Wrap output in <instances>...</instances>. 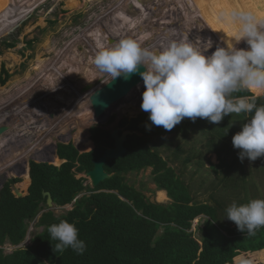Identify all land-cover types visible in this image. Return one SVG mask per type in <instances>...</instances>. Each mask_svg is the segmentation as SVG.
I'll use <instances>...</instances> for the list:
<instances>
[{
  "label": "rangeland",
  "instance_id": "374dc122",
  "mask_svg": "<svg viewBox=\"0 0 264 264\" xmlns=\"http://www.w3.org/2000/svg\"><path fill=\"white\" fill-rule=\"evenodd\" d=\"M187 1L189 0H151L148 3L147 0H0V189L6 181L18 178L20 181L12 185L13 193L15 186L25 195L29 193L31 177L29 185L23 190L20 186L22 177L16 174L23 167L21 155L24 154L27 143L37 141V150H42L40 159H43L64 138L66 142H72L78 147L82 140L85 142L88 137L91 139L92 127L108 129L119 126L121 131H126V126L120 125L121 120H130L143 112L141 103L144 84L143 80H137L125 96L105 110L104 115L96 114L90 101L91 94L111 80L110 76L98 71L93 64L94 56L100 48L113 47L122 38H134L142 47L158 51L167 46L172 30L180 36L189 31L188 39L196 47L202 50L209 47L205 55H210L217 46L236 43L233 36L239 30V22L231 21L233 14H229V17L226 15L223 19L219 14L216 15L215 25L211 29L203 21L200 24L197 21L198 16H205L208 2L215 0H194L196 3L191 4ZM225 1L231 8L234 6V13L235 9L238 12H251L257 19L264 20V0H238L237 3L236 0ZM132 2L137 5L142 3L150 11L155 6L152 18L148 17L144 22L147 26L143 24L146 31L144 36L139 29L136 30L137 27L127 30L131 23L122 18L124 13L121 16ZM195 8L197 11L191 13L190 10L194 11ZM215 9L217 13L222 11L220 8ZM221 19L225 24L220 23ZM123 22L127 26L121 25ZM160 22L164 26H160ZM8 43L10 47L7 46ZM236 47L248 46L242 40L236 43ZM37 65L40 66L37 67L38 70L35 68ZM253 94L264 95L255 91ZM205 123L210 126L208 121ZM18 124H21L19 130H23V135L10 137L9 132H13ZM230 124L232 127L237 125L238 128L231 134V125L223 128L224 133L228 134L230 146L225 142L220 146L225 160V165L221 167L218 165L219 154L208 151V140L213 134L206 126L193 127L186 136L180 131L162 138L153 136L151 144L153 149L159 150L168 159L176 174L188 184L196 201L218 206L221 220L235 226L234 222L225 217L227 207L234 202L239 205L251 199L264 198V157L255 161L248 158L241 161L238 157L240 150L233 147L232 137L242 130V125L239 127L233 119ZM61 132L65 133L62 139L57 135H61ZM29 138L31 141H26ZM1 139H4L2 143ZM93 147L94 145L81 151L86 152ZM188 156L190 159L185 161ZM26 159L30 162L40 160H36L35 156ZM77 169H74L76 176L85 177V183L93 186L86 172H79ZM153 176L152 167H148L139 172H131L127 175V181L141 190L149 200L171 203L172 199L167 191L158 188ZM160 192H163L164 197H160ZM84 193L86 192L80 195ZM74 202L62 206L54 204L52 210L56 215L66 213L73 208ZM42 212L43 210L35 219L28 221V231L21 243L3 245L6 252L31 244L32 236L44 229V226L37 224ZM209 219V216L200 215L193 221L191 230L200 241L204 237L201 228H204ZM235 264H264V249L244 253L242 257L235 259Z\"/></svg>",
  "mask_w": 264,
  "mask_h": 264
},
{
  "label": "trees",
  "instance_id": "16d2710c",
  "mask_svg": "<svg viewBox=\"0 0 264 264\" xmlns=\"http://www.w3.org/2000/svg\"><path fill=\"white\" fill-rule=\"evenodd\" d=\"M233 96L255 95L252 90H242ZM256 103L264 105V95L257 96ZM247 118L243 113H233L219 124L199 117L195 121L184 118L170 131L152 124L145 111L130 120L124 118L120 125L134 131L125 142L127 152L122 157L107 160L105 168L112 176L96 186L86 184L85 177L78 178L74 169L78 168L79 172L92 169L94 160L114 145L111 132L92 127L93 141L88 137L78 147L72 142L60 143L57 153L65 159L60 166L30 162L28 194L18 197L13 193L12 185L20 181L18 178L6 181L0 189V264H235V259L244 253L263 250L264 227L249 236L238 231L236 225L223 222L218 206L196 201L188 184L151 144L153 136L162 138L176 131L186 136L191 128L205 127L208 121L210 126L206 128L214 135L208 140V151L218 153L219 165L223 166L225 160L220 146L229 143L223 128L231 125V119L239 127L243 126ZM237 128V125L230 128L229 133ZM93 142L95 146L91 150L81 151ZM189 159L188 156L185 161ZM148 167H152L154 181L159 189L167 191L171 203L153 202L128 183V174ZM45 191L51 193L57 206L75 201L73 208L56 215L48 205ZM84 191L86 193L80 195ZM42 210L37 224L44 229L32 236L31 244L6 252L3 245L21 243L28 231V221ZM200 215L210 217L201 228L202 241L191 230L194 219ZM61 220L74 223L78 228L79 238L86 244L83 254L78 255L70 248L55 250L57 241L51 240L48 227Z\"/></svg>",
  "mask_w": 264,
  "mask_h": 264
},
{
  "label": "clouds",
  "instance_id": "9594fccd",
  "mask_svg": "<svg viewBox=\"0 0 264 264\" xmlns=\"http://www.w3.org/2000/svg\"><path fill=\"white\" fill-rule=\"evenodd\" d=\"M233 18L239 22L234 41L243 40L247 48L232 43L205 55L209 47L202 50L187 34L180 36L172 30L169 43L158 51L142 47L134 38H122L113 47L100 48L93 63L111 79H127L139 72L144 84L141 108L149 113L152 124L165 130L170 131L184 118L195 121L199 117L219 124L230 114H245L246 123L233 135L232 144L240 150L241 161H255L264 157V105H257V96L236 97L233 93H264V20L245 11L234 13ZM141 65L144 71H139ZM225 217L238 231L254 235L264 227V198L239 205L234 202L226 208ZM48 232L51 240L57 241L56 251L70 248L78 255L84 253L86 244L74 223L61 220L51 224Z\"/></svg>",
  "mask_w": 264,
  "mask_h": 264
},
{
  "label": "water",
  "instance_id": "95a60500",
  "mask_svg": "<svg viewBox=\"0 0 264 264\" xmlns=\"http://www.w3.org/2000/svg\"><path fill=\"white\" fill-rule=\"evenodd\" d=\"M144 66H140L139 71H144ZM137 80H142V77L139 75V72L131 74L127 79L123 76L114 78L103 84L95 92L91 94L90 101L94 108L96 114L104 115L105 110L113 104L119 98L125 96L130 90L133 82ZM133 131L126 130L121 132L118 127L113 128L111 131V136L114 140V145L108 147L104 150L103 154L94 160L93 168L86 172V175L90 178L93 186L98 185L101 181L112 176L111 173L106 171L105 165L108 159H115L122 157L127 152V147L125 142L129 134H132ZM55 150V149H54ZM53 150L52 153H55ZM53 157H44L42 160L37 162H50ZM29 166V161L27 162ZM51 163V162H50ZM23 172H26V168H23L18 171L16 174L19 176ZM14 194L18 197L24 196V192L21 191L17 186L14 188ZM44 195L47 196V202L50 208L53 207L54 202L49 191H45Z\"/></svg>",
  "mask_w": 264,
  "mask_h": 264
},
{
  "label": "bare ground",
  "instance_id": "6f19581e",
  "mask_svg": "<svg viewBox=\"0 0 264 264\" xmlns=\"http://www.w3.org/2000/svg\"><path fill=\"white\" fill-rule=\"evenodd\" d=\"M149 1H151V0H147V3L149 2ZM218 1V2H217ZM234 2H235V0H233ZM237 1L238 0H236V3H237ZM187 2H189V4H191L190 3V1H187ZM189 7V6H188ZM206 7H208L207 9H206V12L204 13V15L205 16H202V15H200V16H198L199 17V21H198V23L200 24V22L201 21H203V23H206L207 24V26L210 28L211 27V29H212V26L213 25H215V20H216V17L218 16V14L220 15V16H222V19H223V17L224 16H228L229 17V14H234V11H233V8H234V6L232 5V7L233 8H231L227 3H226V1L225 0H215V1H209L208 2V4H207V6ZM215 8H220L222 11L221 12H218L217 13V11H216V9ZM150 9H152L151 11L150 10H147L146 9V7H145V5H143L142 3H139L138 5L137 4H135L134 2H132V3H130V5H129V7L128 8H125V10L121 13V16H122V14L124 13V16H122V18L123 19H125V20H128V22H130L131 23V26H129V29H127V30H130V29H132V28H134V27H137L136 28V30H138L139 29V31H141L142 33L141 34H143V36L146 34V31H145V29L143 28L144 27V22H146L147 20H148V17H150V18H152V16H153V14L155 13V11H156V9H155V6L153 5ZM155 9V10H154ZM204 9V8H203ZM191 11V13H195L193 10H190ZM233 11V12H232ZM238 12V9H235V13H237ZM190 13V15L191 16H194L193 14H191ZM160 14V13H159ZM217 15V16H216ZM221 19V21H220V23L221 24H225V22L223 21ZM231 21H235V19L233 18V19H231ZM158 23V22H157ZM156 22H155V24L156 25H158ZM219 23V24H220ZM125 25V26H127V23L126 22H123L121 25ZM144 24V25H143ZM116 24H113V26H115ZM123 25V26H124ZM139 25V26H138ZM155 25V26H156ZM124 26V27H125ZM145 26H147V24L145 25ZM160 26H164V24H162L161 22H160ZM196 26V25H195ZM205 26V25H204ZM140 28H143V29H140ZM211 29H209V30H211ZM149 30L151 31V29H150V27H149ZM189 32V31H188ZM187 32V33H188ZM166 33H168V32H166ZM186 33V34H187ZM183 35H185V34H183ZM182 35V36H183ZM161 40H162V38H161ZM39 57V56H38ZM38 62H40V61H38ZM18 64V63H17ZM37 64V63H36ZM44 64V63H43ZM94 64V63H93ZM45 65V64H44ZM35 66V65H34ZM37 67H40V66H36L35 68L37 69ZM44 67V66H43ZM31 69V68H30ZM38 70V69H37ZM40 70V69H39ZM43 71H44V69H43ZM31 72V71H30ZM37 73V72H36ZM48 73V72H47ZM46 73V74H47ZM45 76V75H44ZM43 76V77H44ZM27 79V78H26ZM30 79V78H29ZM28 80V79H27ZM83 81H85V80H83ZM48 84V83H47ZM52 84H53V82H52ZM100 83H98V85H99ZM33 87H35V86H33ZM13 88V87H12ZM18 88V87H17ZM3 89V88H2ZM10 89V88H9ZM14 89V88H13ZM34 90V89H33ZM43 91V90H42ZM5 92V91H4ZM44 92V91H43ZM26 93V92H25ZM28 93V92H27ZM26 93V94H27ZM6 95V94H5ZM8 95V94H7ZM9 96V95H8ZM27 96V95H26ZM45 96V95H44ZM48 97H49V95H47ZM52 96V95H51ZM2 98V97H1ZM8 98V97H7ZM44 99V98H43ZM4 100V99H3ZM20 100V99H19ZM10 101H11V99H10ZM31 101V100H30ZM1 103V102H0ZM40 103V102H39ZM14 104V103H13ZM30 107V106H29ZM89 108V107H88ZM87 108V109H88ZM8 109V108H7ZM51 109V108H50ZM28 110V109H27ZM19 114V113H18ZM3 116V115H2ZM29 117H31V116H29ZM24 120V119H23ZM36 123V122H35ZM1 124V123H0ZM13 127V126H12ZM19 127H21V124H18L17 125V128H15V130H13V132H9V136L10 137H13V136H17V134H18V136H20V135H23V130L20 128V130H19ZM26 128V127H25ZM52 128V127H51ZM27 129V128H26ZM19 130V132H15V131H18ZM29 130V129H28ZM41 130V129H40ZM45 131V130H44ZM43 131V132H44ZM64 131V130H63ZM56 132V131H55ZM27 133V132H26ZM25 133V134H26ZM58 136H59V138H63L64 136H65V133L63 132V134H62V132H61V135H59V133L57 134ZM44 137V136H43ZM30 139V138H29ZM29 139H27L26 141H31V139L29 140ZM66 138H64V139H62V142L61 143H69V141H67L66 142V140H65ZM37 140V139H36ZM4 141V139H1V143ZM53 141V140H52ZM55 142V141H54ZM17 143H18V141H17ZM39 143V142H38ZM20 144H21V142H20ZM37 141H32L30 144L29 143H27V145H26V149H25V152H24V154H22L21 155V158H22V160H23V162H22V166H23V168H26V172H23L21 175H19L20 177H22V182H20L19 184H20V186L22 187V189L24 190L28 185H29V183H30V176H29V166H28V160L26 159V157L28 158V157H34L35 156V158H36V160L37 159H40L41 157L40 156H42L41 155V152H42V150H40V148L37 150ZM54 144V143H53ZM16 145V144H15ZM39 146V145H38ZM57 148H58V146H56V149L54 150L55 151V153H49L48 154V157H53V159L50 161L51 163H53V164H55V165H58V166H60L61 164H62V162H63V159L62 158H60L56 153H57ZM23 151H24V149H23ZM40 160H42V159H40ZM39 160V161H40ZM61 163V164H60ZM60 164V165H59ZM18 172V171H17ZM18 184V185H19ZM159 195H160V197L162 198V197H164L163 196V192H160L159 193ZM159 197V198H160Z\"/></svg>",
  "mask_w": 264,
  "mask_h": 264
},
{
  "label": "flooded vegetation",
  "instance_id": "af4514ba",
  "mask_svg": "<svg viewBox=\"0 0 264 264\" xmlns=\"http://www.w3.org/2000/svg\"><path fill=\"white\" fill-rule=\"evenodd\" d=\"M190 1V3H196L194 0H189ZM196 10H194V12H196L197 11V8H195ZM198 22V21H197ZM186 31H188L187 29H186ZM115 127H118L119 128V126H113L112 128H108V129H105V130H108L109 132H111L112 130H113V128H115ZM94 143V142H93ZM94 146H95V144H94Z\"/></svg>",
  "mask_w": 264,
  "mask_h": 264
},
{
  "label": "crops",
  "instance_id": "0c3cea01",
  "mask_svg": "<svg viewBox=\"0 0 264 264\" xmlns=\"http://www.w3.org/2000/svg\"><path fill=\"white\" fill-rule=\"evenodd\" d=\"M57 150H58V148H57ZM212 152H214V151H212ZM57 155H58V153H56ZM65 161V159H63V162ZM62 162V163H63ZM220 163V162H219ZM219 165V164H218ZM220 166V165H219ZM224 166V165H223ZM221 167V166H220ZM233 167V166H232ZM162 191H164L163 189H161Z\"/></svg>",
  "mask_w": 264,
  "mask_h": 264
}]
</instances>
